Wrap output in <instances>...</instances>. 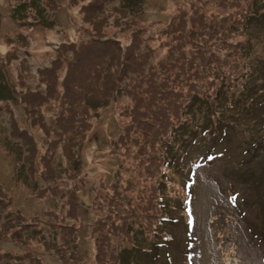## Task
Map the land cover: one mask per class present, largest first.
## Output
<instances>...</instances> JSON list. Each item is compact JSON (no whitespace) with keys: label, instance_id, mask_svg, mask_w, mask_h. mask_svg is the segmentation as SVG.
Segmentation results:
<instances>
[{"label":"rangeland","instance_id":"1","mask_svg":"<svg viewBox=\"0 0 264 264\" xmlns=\"http://www.w3.org/2000/svg\"><path fill=\"white\" fill-rule=\"evenodd\" d=\"M0 264H264V0H0Z\"/></svg>","mask_w":264,"mask_h":264},{"label":"trees","instance_id":"2","mask_svg":"<svg viewBox=\"0 0 264 264\" xmlns=\"http://www.w3.org/2000/svg\"><path fill=\"white\" fill-rule=\"evenodd\" d=\"M45 10V9H44ZM246 47V49H247V46H245ZM202 87V86H201ZM229 89H227V91H228ZM225 91V90H224ZM227 91H225V92H227ZM224 92V93H225ZM224 93H223V95H224ZM194 95H196V96H194ZM212 95H214V90H211V89H207V88H205L204 87V89H199V88H195V91H193V93H192V95L190 96V97H188L185 101H184V104H185V106H184V115H190L189 114V110L190 109H193V106H196V105H206L207 107H208V99L212 96ZM210 100V99H209ZM183 103L181 102V103H179V105H182ZM199 106H197V107H194V108H199ZM164 118H166V121H169V117L170 116H172L173 117V119L175 120V122H180V119H179V117H176L173 113H170V112H167V114L165 115V114H163L162 115ZM191 116L192 117H194L195 116V113H193V114H191ZM182 123H185V122H182ZM201 125H202V127L199 129V130H197V131H195V132H193V133H190V132H188L187 131V129L182 125H180V126H177V128H176V130H177V134H178V136H177V138L175 139V138H173V139H169L168 141H166L165 142V146H166V148L171 152V154H172V156H173V161H174V163L175 162H178V161H180V160H183L184 159V156L185 155H187V150H185V147L187 146V145H189V142H190V140L193 138V136L197 133V132H201V134H202V140H205L207 137H208V135H209V132L212 130V129H210L209 131H207V128H210V127H214L213 126V123H211L209 120H208V117H207V121H205V122H202V123H200ZM175 139V140H174ZM179 139V140H178ZM177 142H179L178 143V146H175V144L177 143ZM171 156V155H170ZM172 158V157H171ZM167 160V159H166ZM167 164H169L170 163V161L169 160H167ZM164 198L163 197H161V200L160 201H162V205H163V207H162V209H160V210H164V212L169 216V212H172L171 210H169L168 208L166 209V207H165V202H163L164 200H163ZM166 210V211H165ZM168 238H165V240L164 241H162V242H160L159 243V245H158V247H160L158 250H160L161 249V247L163 248V247H165V244H166V240H167ZM138 244H140V245H142L140 242H138ZM142 248V250L143 249H145L146 247H141ZM144 252H146V253H148L149 254V249H145V251ZM155 253V252H154ZM155 255L156 256H158V257H160L161 256V254H160V251H158V253H155ZM167 260V259H166Z\"/></svg>","mask_w":264,"mask_h":264},{"label":"clouds","instance_id":"3","mask_svg":"<svg viewBox=\"0 0 264 264\" xmlns=\"http://www.w3.org/2000/svg\"><path fill=\"white\" fill-rule=\"evenodd\" d=\"M235 197V196H234Z\"/></svg>","mask_w":264,"mask_h":264}]
</instances>
